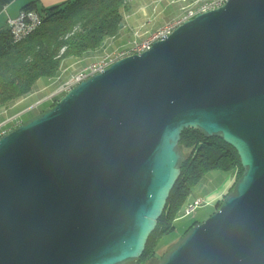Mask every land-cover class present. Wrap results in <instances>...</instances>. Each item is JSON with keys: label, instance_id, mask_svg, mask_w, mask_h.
Masks as SVG:
<instances>
[{"label": "water", "instance_id": "95a60500", "mask_svg": "<svg viewBox=\"0 0 264 264\" xmlns=\"http://www.w3.org/2000/svg\"><path fill=\"white\" fill-rule=\"evenodd\" d=\"M191 128L244 174L162 264H264V0L198 15L1 137L0 264L140 259Z\"/></svg>", "mask_w": 264, "mask_h": 264}, {"label": "trees", "instance_id": "16d2710c", "mask_svg": "<svg viewBox=\"0 0 264 264\" xmlns=\"http://www.w3.org/2000/svg\"><path fill=\"white\" fill-rule=\"evenodd\" d=\"M14 1L0 0V11ZM128 4L129 0H67L52 7L40 8L36 1L24 6L23 10L38 11L43 24L19 42L10 28L0 30V112L29 95L38 80L56 77L65 59L97 51L107 38L118 35ZM178 151L181 175L140 261L156 257L158 248L168 245L163 243L164 237L175 231V222L189 203L191 192L209 172H237L235 183L223 198L231 195L244 174L237 150L221 137H207L198 129H186ZM223 198L216 202V211ZM199 224L195 222L188 228L179 243Z\"/></svg>", "mask_w": 264, "mask_h": 264}, {"label": "rangeland", "instance_id": "374dc122", "mask_svg": "<svg viewBox=\"0 0 264 264\" xmlns=\"http://www.w3.org/2000/svg\"><path fill=\"white\" fill-rule=\"evenodd\" d=\"M193 1H195V0H187L186 2H183V0H174V3H177V4H175V6L180 7V5H182V4H191ZM206 1H209V0H206ZM141 2H142V0H129L127 10L124 11V19L126 21H131L134 16H138L136 19L141 20V23H146L148 20L153 21V18L151 17L152 16V14H151L152 9L148 10L146 8V10H144V12L139 13V14L134 12L135 10L137 11L139 4H142ZM19 4H20V2H19ZM15 10H17V11L19 10L18 4L13 6L12 9H10V12H13ZM140 10H143V9L140 8ZM147 14H149L148 18L146 17ZM137 25H140V23ZM154 27H158L157 22L153 25L152 28H154ZM160 27H162V26H159L158 28H160ZM7 28H9V26L5 25L0 30L7 29ZM158 28H157V30H158ZM149 29H150V27H149ZM119 33H118V35H119ZM136 34H137V32L133 31V34L131 35L132 37L130 39H127L126 40L127 42L122 47L128 48L129 45L127 43H129L132 39H134L136 37ZM118 35H116V36H118ZM116 36L107 38L105 43L102 45V47L100 49L105 48L107 46L106 44H108L107 41L112 40V38H115ZM98 50L95 52H98ZM103 52H104V50L101 51L102 54H103ZM98 58H96V59H98ZM67 59H65L62 62L61 69L58 72V75L56 77L42 78V79L37 81V83L35 84V86L33 88V91L31 92L32 95L31 96L28 95V96H30V98H28L25 102L23 100L20 101V104L18 105V107L15 109H12V110H11L12 106H10V108L8 110H7V108L3 109L0 112V122H2L1 124L10 120V118L14 119L13 118L14 114H17L20 111H23V112L26 111V112L22 113L21 115H19L17 117L18 118L17 121L14 124H12V130H14L19 125L28 122L29 120H31L32 118H34L36 116H39L40 114H42L43 111L51 108L54 104H56L65 95V94H57V91L59 89H61V87H63L66 84V82H68L71 79V77L77 73L76 72L75 74H72V73L64 70L70 64V61H68ZM96 59H94V60H96ZM47 95H48L47 98L42 99L43 97H45ZM24 98H22V99H24ZM40 98L42 99V101L36 107H34V109H31V107H33L34 104L37 102V100ZM28 109H30V110L27 111ZM17 122H19L18 125H16ZM184 159H185V155L183 153L182 154V160H184ZM235 173L237 175V172H235ZM229 176L230 175L228 172H224L221 170L220 171L214 170V171L209 172L203 178V180H201V182L194 187V189L191 192V195L188 199V202H191V204H193L196 199H201L203 203L200 206H198L197 209L192 214H189V215L185 214L186 208L189 205V203L185 206L184 211L181 214V217L175 222V231L173 233L168 234L163 239V243L168 242V245L167 244L163 245L162 249L158 248L156 257L146 258L143 261H140V259L129 260V261L124 262L122 264H161L164 261V259L166 258V256L169 254V252L179 244V242L182 240V237L184 236V234L188 228H190L195 222L203 223L204 221H206L208 218H210L212 215H214L217 212L216 211V199L215 198H216V195L220 193L219 189L223 190L227 187V184L229 181L226 182V179ZM234 191L231 194H233ZM223 199L225 200L226 198H223Z\"/></svg>", "mask_w": 264, "mask_h": 264}, {"label": "built area", "instance_id": "2783aa9c", "mask_svg": "<svg viewBox=\"0 0 264 264\" xmlns=\"http://www.w3.org/2000/svg\"><path fill=\"white\" fill-rule=\"evenodd\" d=\"M229 0H197L184 8L182 15L165 24L145 39H141L137 33L136 37L129 43L128 48L120 47L114 51L107 52L98 59L89 63L86 67L79 70L66 84L57 91V94H67L89 78L96 76L111 67L116 62L133 55L142 54L150 50L153 44L171 35L178 27L194 19L200 14L218 9L224 6ZM9 28L16 42L22 41L30 36L36 29L43 24L42 15L36 10H23L17 18H9L7 21ZM17 117L10 119L0 125V138L7 135L12 130V124L17 121ZM19 122L16 123L18 125ZM11 126V127H10ZM198 199L193 204H189L185 214H192L198 206L202 204Z\"/></svg>", "mask_w": 264, "mask_h": 264}, {"label": "crops", "instance_id": "0c3cea01", "mask_svg": "<svg viewBox=\"0 0 264 264\" xmlns=\"http://www.w3.org/2000/svg\"><path fill=\"white\" fill-rule=\"evenodd\" d=\"M34 1H36L37 5L40 8H42V7H52L55 5H59L61 3L66 2L67 0H16L14 3H11L10 5H8L7 7H5L4 9H2L0 11V29L3 26L8 25L7 21L9 18H17L20 15L21 11L23 10V7L26 6L27 4L31 3V2H34ZM186 1L187 0H183V2H186ZM195 1H197V0H195ZM195 1H193L191 4H193ZM204 1H206V0H204ZM19 2H20V4H19ZM141 3L142 4H139L137 11L135 10L134 12L139 14V13L144 12V10H146V8L148 10L152 9V12H151L152 16L151 17L153 18V21L148 20L146 23H141V20L136 19L138 16H134L131 21L124 20L119 35L116 36L115 38H112V40L107 41L108 42V44H106L107 48L105 47V48L99 49L98 52H95V51L90 52L81 58L69 57L67 60L70 61V64L64 70L68 71L72 74H75L79 70L86 67L91 61L98 58L100 55L102 56L104 53L114 51L117 48L124 46L125 43L127 42L126 40L130 39L132 37L131 35L133 34V31L134 32L136 31L140 35L141 39H145L146 37H148L149 35H151L155 31H157V28L159 26L163 27L168 22H170L173 19L177 18L178 16L182 15L184 8H186L187 6L190 5V4H182V5H180V7L175 6V4H177V3H174V0H142ZM17 4L19 6V10L18 11L15 10L13 12H10V9H12V7L17 5ZM140 8L143 10H140ZM148 15L149 14L146 15L147 18L149 17ZM156 22L158 23V27L152 28ZM139 23H140V25H137ZM149 27H150V29H149ZM160 28H158V30ZM102 50H104L103 54L101 53ZM29 95L31 96L32 93ZM30 96L27 95L24 99H21L15 103H13L12 105H10V106H12L11 110L17 108L18 105L20 104V101L23 100L25 102L28 98H30ZM47 97H48V95L43 97L42 99H45ZM42 99L41 98L38 99L37 102L34 104V106L31 107V109H34V107H36L42 101ZM10 106L7 107V110L10 108ZM29 110L30 109H28L27 111H29ZM24 112H26V111H24ZM24 112L20 111L19 113L14 114L13 118L18 117L19 115H21ZM10 119H12V118H10ZM1 123L2 122H0V124ZM229 175L230 176L227 177V179H226V182L229 181L227 184V187L223 190L219 189L220 193L216 195V198H215L216 202L219 199H222L228 193V191L231 189V187L233 186V184L236 181L237 175L235 172H230ZM196 200H198V199H196ZM189 203H191V202H189Z\"/></svg>", "mask_w": 264, "mask_h": 264}]
</instances>
